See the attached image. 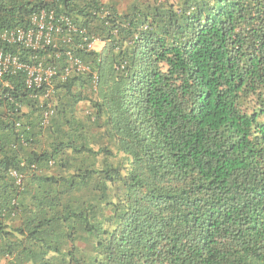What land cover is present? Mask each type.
Segmentation results:
<instances>
[{"label":"trees","instance_id":"1","mask_svg":"<svg viewBox=\"0 0 264 264\" xmlns=\"http://www.w3.org/2000/svg\"><path fill=\"white\" fill-rule=\"evenodd\" d=\"M42 9L69 42L0 37L57 68L46 125L0 77V264H264V0H0V34Z\"/></svg>","mask_w":264,"mask_h":264},{"label":"built area","instance_id":"2","mask_svg":"<svg viewBox=\"0 0 264 264\" xmlns=\"http://www.w3.org/2000/svg\"><path fill=\"white\" fill-rule=\"evenodd\" d=\"M31 25L27 28H12L1 32L2 40L9 44H17L34 52L44 51L46 48L55 47L58 41L67 43L70 41L69 33L74 31L71 21L65 16H56L53 10L42 9L34 12L30 19ZM66 31H63V27ZM85 40V39H84ZM86 41V40H85ZM102 44L98 38L86 41L85 45L89 50L99 49ZM70 60L61 71V77L66 78L72 70L90 73L91 86L96 89L98 76L90 69V66L77 57H72L69 50L66 51ZM58 57L57 53L54 55ZM46 57L33 55L32 61H26L14 53L5 52L0 49V77L6 74L21 72L24 84L28 88L41 90L42 98L47 99V106L43 111L41 124L46 125L52 114L53 78L57 74V68L53 63L46 62ZM36 95V94H35ZM1 100V97H0ZM12 174L17 176L13 171Z\"/></svg>","mask_w":264,"mask_h":264},{"label":"crops","instance_id":"3","mask_svg":"<svg viewBox=\"0 0 264 264\" xmlns=\"http://www.w3.org/2000/svg\"><path fill=\"white\" fill-rule=\"evenodd\" d=\"M100 47L102 46V45H99Z\"/></svg>","mask_w":264,"mask_h":264},{"label":"rangeland","instance_id":"4","mask_svg":"<svg viewBox=\"0 0 264 264\" xmlns=\"http://www.w3.org/2000/svg\"><path fill=\"white\" fill-rule=\"evenodd\" d=\"M100 45H102V44H100ZM99 48H100V46H99Z\"/></svg>","mask_w":264,"mask_h":264}]
</instances>
